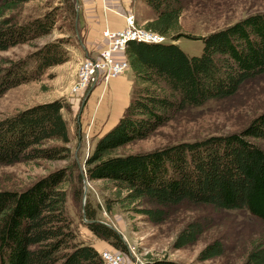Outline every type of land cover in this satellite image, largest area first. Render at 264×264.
<instances>
[{
    "label": "trees",
    "instance_id": "16d2710c",
    "mask_svg": "<svg viewBox=\"0 0 264 264\" xmlns=\"http://www.w3.org/2000/svg\"><path fill=\"white\" fill-rule=\"evenodd\" d=\"M32 0H0V52L51 34L57 15L18 22L13 12ZM156 18L145 30L163 43L128 42L125 57L133 75L129 103L117 124L99 137L84 161L90 182L113 185L122 211L161 224L186 203L215 210L245 211L264 221V151L249 139L264 140V112L244 129L222 136L179 143L149 153L119 155L117 151L148 138L175 115L235 96L248 81L264 74V13L248 15L206 37L180 31V0H143ZM76 35V34H75ZM180 38L204 43L199 57H189ZM68 43L45 44L24 60L0 68V96L28 81L39 80L49 68L69 61ZM64 100L37 104L0 120V166L37 160L70 158L71 142L63 112ZM75 171V173H74ZM83 174L76 163L56 170L23 191H0V264H103L100 253L78 240L67 213L71 185L74 200L82 195ZM110 211V205H107ZM88 202L84 226L98 239L126 252L120 235L98 221ZM204 221L188 223L173 247L192 245L204 232ZM213 241L198 254L208 261L223 254ZM246 264H264V247H254ZM145 264H177L169 260Z\"/></svg>",
    "mask_w": 264,
    "mask_h": 264
},
{
    "label": "rangeland",
    "instance_id": "374dc122",
    "mask_svg": "<svg viewBox=\"0 0 264 264\" xmlns=\"http://www.w3.org/2000/svg\"><path fill=\"white\" fill-rule=\"evenodd\" d=\"M180 1L183 6L180 31L194 38L206 37L248 15L264 13V0ZM50 11H54L57 15L55 29L51 34L0 52V68L8 66V62L24 60L45 44L58 39L69 44L65 46L67 50L76 43L75 34L80 27L77 0H32L21 5L13 15L18 22H25L42 17ZM151 12L155 15L153 10ZM176 44L189 57H199L204 48V43L200 39L180 38ZM64 64L49 68L39 80L22 83L1 95L0 120L17 111L51 102L63 96L57 100H64L69 107L63 112V116L71 139L68 145L70 158L0 166V191H23L42 177L70 167L74 162L84 176L81 199L74 200L70 184L64 183L61 187L68 193L67 213L73 220L78 240L86 239V234L90 232L84 226V207L88 202L96 211L98 221L112 227L127 247L126 252L119 251L91 233L92 240L107 244L106 251L102 252L119 253L125 261L138 264H145L149 260H169L177 264H246L248 254L254 247H264V221L250 216L245 211L215 210L210 206L184 203L173 209L165 222L153 224L144 216L122 211L118 204L113 202L116 198V190L110 182L88 181L84 175L83 163L92 152L98 138L82 136L76 122L80 119L83 101L86 100L88 92L97 88L102 90L98 99L103 98L107 83L97 81L83 95L73 96L70 88L76 78L77 61ZM126 73L132 80V90L134 84L132 72L128 69L124 74ZM263 112L264 74L245 83L231 98L209 101L200 108L178 113L148 138L119 149L117 154L149 153L179 143L239 132ZM93 117H95L94 111L91 112V118ZM249 140L264 151V140ZM84 187H86L85 194ZM108 204L110 211L107 209ZM198 220L204 221L205 230L197 241L185 248L175 249L173 243L177 234L188 223ZM213 241L221 242L224 248L223 254L208 261H198L197 256L200 251Z\"/></svg>",
    "mask_w": 264,
    "mask_h": 264
},
{
    "label": "crops",
    "instance_id": "0c3cea01",
    "mask_svg": "<svg viewBox=\"0 0 264 264\" xmlns=\"http://www.w3.org/2000/svg\"><path fill=\"white\" fill-rule=\"evenodd\" d=\"M77 4L80 27L76 31V43L68 48L69 61L65 63L77 61L76 66L87 57L98 58L100 50L107 43L102 36L104 30L117 31L126 28V18L130 16L133 17L136 26L141 28H145L147 23L156 18L143 0H77ZM116 58L125 56L117 55ZM131 86L132 80L126 73L106 84L103 98L98 99L102 90L96 88L88 92L80 119L76 122L82 136L99 138L117 124L129 103ZM60 98L63 96L55 100ZM92 111L95 112L94 120L91 118ZM81 241L90 244L89 246L99 253L106 251L108 247L104 242L92 240L91 232H88L86 239Z\"/></svg>",
    "mask_w": 264,
    "mask_h": 264
},
{
    "label": "built area",
    "instance_id": "2783aa9c",
    "mask_svg": "<svg viewBox=\"0 0 264 264\" xmlns=\"http://www.w3.org/2000/svg\"><path fill=\"white\" fill-rule=\"evenodd\" d=\"M102 36L107 43L100 50L98 58H85L78 64L76 78L70 88L73 96L83 95L97 81L108 83L123 75L129 69V64L126 57L116 58V56H125L128 42H165L163 37L136 26L132 16L126 18V28L117 31L104 30ZM100 256L104 264H138L125 261L119 253L102 252Z\"/></svg>",
    "mask_w": 264,
    "mask_h": 264
},
{
    "label": "water",
    "instance_id": "95a60500",
    "mask_svg": "<svg viewBox=\"0 0 264 264\" xmlns=\"http://www.w3.org/2000/svg\"><path fill=\"white\" fill-rule=\"evenodd\" d=\"M85 101V100H84ZM84 101H83V104H84ZM84 186H86L85 182H84ZM86 193V187H84V194ZM85 197V195H84ZM110 227V226H109ZM112 228V227H111ZM113 229V228H112Z\"/></svg>",
    "mask_w": 264,
    "mask_h": 264
}]
</instances>
